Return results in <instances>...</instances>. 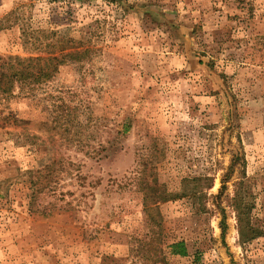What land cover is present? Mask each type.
Listing matches in <instances>:
<instances>
[{"label":"rangeland","instance_id":"rangeland-1","mask_svg":"<svg viewBox=\"0 0 264 264\" xmlns=\"http://www.w3.org/2000/svg\"><path fill=\"white\" fill-rule=\"evenodd\" d=\"M69 52L0 99V264H264V0H0V64Z\"/></svg>","mask_w":264,"mask_h":264},{"label":"trees","instance_id":"trees-1","mask_svg":"<svg viewBox=\"0 0 264 264\" xmlns=\"http://www.w3.org/2000/svg\"><path fill=\"white\" fill-rule=\"evenodd\" d=\"M78 52L76 53H65L59 55L58 58H42V57H28L26 59L21 58H14L15 63L14 64H0V99L6 100L13 95V91L15 88L18 89L19 95H22L26 92H30L34 90V88L46 81H48L53 74L57 70V65L67 62L68 60H80V56ZM56 61V62H53ZM42 62V63H41ZM58 126V125H57ZM63 132H65V128L62 129ZM61 130V131H62ZM60 158L59 160H61ZM59 160L56 161V165H58ZM236 158H232V161L229 165V169L231 170L232 166L235 165ZM244 163L242 162V165ZM50 167H45L44 172L46 169H49ZM52 169V168H51ZM61 170H58L55 172L54 170V178L58 180L60 177ZM42 173V175H41ZM51 173V172H50ZM242 173V172H240ZM47 173H43V170L38 172H35V181L33 182L35 185L41 184L46 177ZM228 174L226 173V177H222L220 180V189H224L225 183L227 182ZM205 180H210V177H201ZM201 179H198V181ZM136 185L141 190H145V194L143 196V213L146 217V221L149 222V224L157 223V205L163 202H166L176 196L178 194L175 193H168L165 191L162 187V191L156 195L151 194L148 192V189L151 188V185L145 180L142 179V177H138L135 181ZM242 185H244V182L242 179H239L236 183V187L234 189V194L229 200L230 206L233 208L235 212V219H236V225H237V231L239 236V243L241 245L248 243L258 237L264 236V228L258 227L251 222V214L252 209L254 208L255 204L252 200H248L249 195L247 194V191H245L244 188H242ZM163 185H157L156 183L152 185V187L159 189ZM38 187V186H36ZM147 192V193H146ZM31 205V204H30ZM203 206V205H202ZM204 208V207H202ZM38 214L46 215L48 213H45L44 210H37ZM220 228H221V235L223 236L225 232V222L224 217H221V220L219 222ZM171 253L173 255L178 256H186L187 251L184 246V243L182 241H178L175 243H172L170 245Z\"/></svg>","mask_w":264,"mask_h":264}]
</instances>
